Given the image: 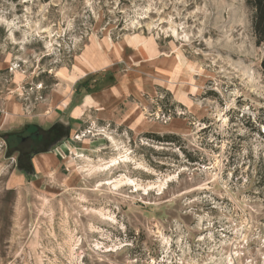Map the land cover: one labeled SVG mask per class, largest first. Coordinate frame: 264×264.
<instances>
[{
    "label": "rangeland",
    "instance_id": "obj_1",
    "mask_svg": "<svg viewBox=\"0 0 264 264\" xmlns=\"http://www.w3.org/2000/svg\"><path fill=\"white\" fill-rule=\"evenodd\" d=\"M263 54L246 0H0V264H264ZM84 80L118 90L113 118L21 180L61 131L22 144L7 117Z\"/></svg>",
    "mask_w": 264,
    "mask_h": 264
},
{
    "label": "crops",
    "instance_id": "obj_2",
    "mask_svg": "<svg viewBox=\"0 0 264 264\" xmlns=\"http://www.w3.org/2000/svg\"><path fill=\"white\" fill-rule=\"evenodd\" d=\"M112 77V76H111ZM113 79V78H111ZM104 87L102 89L91 90V85H88L86 80L79 87H76L72 94L63 102V107H58V110L53 112L47 111L40 118H26L23 114L9 115L6 119L10 133H18L23 131L29 125L37 127L42 131H52L59 128L61 134L55 140L49 143L48 148L43 150L32 151L29 155L30 170L24 171L17 164V171L21 180H32L33 178H47L50 175L58 174L64 160L70 150L88 149L89 142H76L73 136L81 130V122L86 111L93 109L97 112V119L100 121L111 120L117 106L121 103L118 101L112 106L111 95H115V100H118L119 93L116 89L114 93L112 88ZM110 96V97H108ZM79 139V138H78ZM76 139V140H78ZM29 140V139H28ZM27 140V141H28ZM27 141H23L26 143ZM22 143V144H23ZM76 144H81L77 147ZM85 145H88L85 146Z\"/></svg>",
    "mask_w": 264,
    "mask_h": 264
},
{
    "label": "trees",
    "instance_id": "obj_3",
    "mask_svg": "<svg viewBox=\"0 0 264 264\" xmlns=\"http://www.w3.org/2000/svg\"><path fill=\"white\" fill-rule=\"evenodd\" d=\"M247 5L251 9V28L252 33L255 39V43L259 46H264V0H246ZM261 68L262 72L264 74V54L261 59ZM79 86V85H78ZM33 130L29 136H23V132ZM45 133L51 134V131H45ZM12 141L15 140L16 142L19 139L20 143H23V141H27L28 139H36L40 138V132L39 129L35 126L29 125L27 128H25L23 131L18 133L12 134ZM146 139L151 140L153 142H157L161 145H171L175 140L178 139V136L174 133H167V134H158V133H150L146 132L143 134ZM12 141L8 140L7 142L9 145L13 144ZM194 162L195 160H191ZM18 164L24 171L30 170V164H29V155H26V160L22 158V153H19L18 158Z\"/></svg>",
    "mask_w": 264,
    "mask_h": 264
},
{
    "label": "built area",
    "instance_id": "obj_4",
    "mask_svg": "<svg viewBox=\"0 0 264 264\" xmlns=\"http://www.w3.org/2000/svg\"><path fill=\"white\" fill-rule=\"evenodd\" d=\"M88 132H89V130L86 131V133H88ZM84 135H85V133L83 132V133L81 134V136H84ZM79 137H80V136H78V135L75 136L76 139H78Z\"/></svg>",
    "mask_w": 264,
    "mask_h": 264
},
{
    "label": "bare ground",
    "instance_id": "obj_5",
    "mask_svg": "<svg viewBox=\"0 0 264 264\" xmlns=\"http://www.w3.org/2000/svg\"><path fill=\"white\" fill-rule=\"evenodd\" d=\"M112 162V161H111ZM114 162V161H113Z\"/></svg>",
    "mask_w": 264,
    "mask_h": 264
}]
</instances>
